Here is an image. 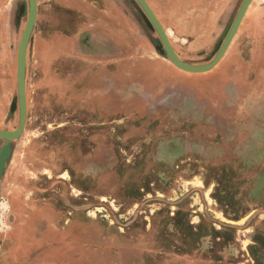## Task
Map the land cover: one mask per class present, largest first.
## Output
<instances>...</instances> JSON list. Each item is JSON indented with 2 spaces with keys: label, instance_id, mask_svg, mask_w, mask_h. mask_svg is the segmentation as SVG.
Listing matches in <instances>:
<instances>
[{
  "label": "rangeland",
  "instance_id": "1",
  "mask_svg": "<svg viewBox=\"0 0 264 264\" xmlns=\"http://www.w3.org/2000/svg\"><path fill=\"white\" fill-rule=\"evenodd\" d=\"M66 1L38 0L25 130L0 138V264H264V0L209 73L172 63L137 0H76L124 6L137 34L130 48L102 36L108 53L134 51L110 61L125 72L104 99L80 79L81 59L58 51L46 73L35 52L50 30L79 31ZM146 1L192 67L214 60L244 2ZM29 16L30 0H0L2 131L19 127Z\"/></svg>",
  "mask_w": 264,
  "mask_h": 264
},
{
  "label": "crops",
  "instance_id": "2",
  "mask_svg": "<svg viewBox=\"0 0 264 264\" xmlns=\"http://www.w3.org/2000/svg\"><path fill=\"white\" fill-rule=\"evenodd\" d=\"M65 3V5L62 4V8L75 9L82 16L83 23L80 22L78 25L77 22L74 23L80 28L74 36L62 35L57 31L50 30L49 34L46 33L36 41L35 52L42 64L43 71L46 73L51 71L53 56L56 55V52L62 51L66 55L81 59L79 60L80 71L78 72V74H81L80 79L84 82L86 78L90 77V85L98 90L96 93L98 98L109 97L115 88L116 75L117 78H120V74L125 72L123 68L119 71L122 73L116 72L110 61L116 57L129 58L134 51L130 49V53L128 51L126 55H121L117 52L108 53V50L105 49L106 42L102 36L104 34H112L119 42V45H127L130 48V42L137 37V34L132 29V21L125 16V7L118 3L117 5L114 1L112 4L102 1L103 4L107 3L106 8L108 11L105 14L93 8L97 6L93 5L91 7L84 2L68 0ZM23 7L26 8L27 5H23ZM245 19L246 15L242 24ZM116 33H120V35H114ZM230 46L217 66L205 73L212 72L221 65L228 55ZM121 67H123V64ZM149 69L151 70L152 68ZM80 261L75 260L73 264Z\"/></svg>",
  "mask_w": 264,
  "mask_h": 264
},
{
  "label": "water",
  "instance_id": "3",
  "mask_svg": "<svg viewBox=\"0 0 264 264\" xmlns=\"http://www.w3.org/2000/svg\"><path fill=\"white\" fill-rule=\"evenodd\" d=\"M251 1L252 0H244L241 6V9L236 17V20L225 42L223 43L222 47L220 48L214 60L209 65L204 66V67H192L180 61L173 46L168 40L166 31L163 29L160 21L154 14L148 2L146 0H137V2L139 3L143 11L149 18L150 22L153 24V26L157 30L159 36L161 37L162 43L166 47V52L170 60L172 61V63L178 68H180L181 70L190 72V73H205V72L212 70L214 67L217 66L219 61L222 59V57L228 50L237 31L239 30L242 24V21L246 15V12L251 4ZM37 10H38V0H30V16H29L28 23H27V26L23 34L22 41H21V49L19 53V64H18V91H19L20 106H21L19 127L14 132H7V131L0 130L1 139L13 141L19 138L24 133V130H25L26 120H27V97H26L24 69H25V62H26V51L28 49L29 39L33 31L34 25H35V21L37 17ZM4 164H5V159L1 157L0 158V182H1V176L3 172Z\"/></svg>",
  "mask_w": 264,
  "mask_h": 264
}]
</instances>
